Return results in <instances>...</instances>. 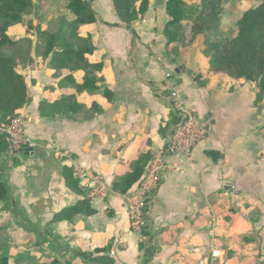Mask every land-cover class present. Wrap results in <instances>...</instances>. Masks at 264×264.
<instances>
[{"label": "crops", "instance_id": "0c3cea01", "mask_svg": "<svg viewBox=\"0 0 264 264\" xmlns=\"http://www.w3.org/2000/svg\"><path fill=\"white\" fill-rule=\"evenodd\" d=\"M167 1L149 0L130 22L133 36L111 0H92L95 20L81 28L94 48L85 56L100 69L48 70L52 54L33 51V66L18 70L28 88L24 136L35 145L11 151L6 143L0 154V180L19 210L0 201L9 263H264V95L257 99L251 81L212 73L204 54L177 50L183 37L165 32ZM173 91L211 131L189 157L166 158L170 168L139 233L124 201L136 182L125 193L113 184L141 154L150 159L166 145L178 121ZM78 168L98 175L109 191L90 195L78 184ZM67 169L76 189L66 184ZM82 199L95 212L71 215L67 208ZM209 207L218 257L211 255Z\"/></svg>", "mask_w": 264, "mask_h": 264}, {"label": "trees", "instance_id": "16d2710c", "mask_svg": "<svg viewBox=\"0 0 264 264\" xmlns=\"http://www.w3.org/2000/svg\"><path fill=\"white\" fill-rule=\"evenodd\" d=\"M71 14L74 22L78 25L90 23L95 20L94 12L88 0H68ZM118 17L131 30L133 36L136 33L130 26V22L137 17L142 16L147 10L149 0H111ZM222 0H202L201 9L192 19L190 29L193 35L201 34L204 30H210L220 22V6ZM34 4V0H0V121L8 122L13 114L20 109L27 101L28 88L25 79L15 69V59L11 53L4 52L3 48L14 45L15 41L7 34L8 26L18 23L22 20L24 12H27ZM186 5L183 0H168L167 10L171 19L165 26V32L168 37H178L171 30L182 21ZM72 22V21H71ZM71 24L65 23V27ZM237 34L234 37L218 39L204 48L203 54L208 58L209 70L212 73H224L232 78L244 79L254 82L257 91V99L264 95V0L254 7L246 9L236 20ZM116 25V24H114ZM168 28L170 30L168 31ZM67 31L61 29L55 35H49L45 39V48L43 56L52 53L62 59L59 68L67 67L73 56L81 58L77 63L76 69H83L87 74L92 68L100 69L101 64H91L85 57L86 54L93 52V46L90 42V36L80 37L77 33V39L83 41L78 47H74L66 42L61 44L62 49L54 50L56 43L64 39ZM40 37V42L43 41ZM40 43L36 44L35 51L38 53ZM53 59V58H52ZM51 59V60H52ZM71 75H67L64 80H70ZM92 80V79H91ZM90 82V79L87 80ZM87 82V86L90 85ZM83 87H79L82 90ZM70 96L63 100H69ZM7 147L5 137L0 133V154ZM149 157L141 154L131 165V169L121 175L114 181L113 188L125 193L142 175ZM1 166V165H0ZM66 184L76 189L72 182L70 170L65 171ZM0 201L3 206L13 211L15 215L19 214L18 209L10 207V188L5 181L0 180ZM149 203H147V206ZM72 215L75 213L93 214V210L86 199L78 201L76 204L67 208ZM151 254V253H149ZM150 256V255H149ZM55 260L50 264H55ZM0 264H7V257L0 256ZM264 264V263H263Z\"/></svg>", "mask_w": 264, "mask_h": 264}, {"label": "rangeland", "instance_id": "374dc122", "mask_svg": "<svg viewBox=\"0 0 264 264\" xmlns=\"http://www.w3.org/2000/svg\"><path fill=\"white\" fill-rule=\"evenodd\" d=\"M88 1L90 2L91 6L92 0ZM183 1L186 5V8L184 9L182 21L180 24L171 27V30L176 33L178 37H183V40L180 43L181 49H179L178 46L177 50H188L191 54L195 55L197 53L203 54L204 48L212 43H215V41L218 39L234 37L237 34L236 20L246 9L256 6L261 0H222L220 6V22L210 30L206 29L201 34L197 35L192 34L190 27L192 24V19L197 13H199L201 9L202 0ZM68 2V0H34V4L31 9L23 13L22 20L18 23L8 26L7 34L15 41V44L4 47L3 51L12 54L15 59V69L17 71L20 68L27 69V67H32L34 62L32 61L31 53L35 51L36 44L40 43L41 46L37 54L43 56L46 37H49V35H55L61 29H66L67 33L64 36V39L56 43L54 50L59 51L62 49L61 44L66 42L78 48L83 43V41L77 39V33L80 35V37H86L87 34L90 36L89 33H86V35L82 34L84 30L81 28V26L88 23L78 25L77 27L73 20L74 17L71 14ZM67 22L71 24H68L65 27V23ZM169 30L170 28H168V31ZM40 37L44 39L41 42ZM85 57L87 58V56ZM51 59L50 63L48 64V70L51 69V64L56 69H59V63H61L62 59L60 57H56L55 60L54 56H51ZM80 61L81 58L73 56V59L67 66V69H69V71H74L76 69L77 63ZM258 99H261V97H258ZM21 108L13 114V117L21 115ZM4 239L5 237L0 233V256H2V254L7 255L3 247ZM28 262L31 263V261ZM7 264L12 263H9V260H7ZM31 264H33V262Z\"/></svg>", "mask_w": 264, "mask_h": 264}, {"label": "built area", "instance_id": "2783aa9c", "mask_svg": "<svg viewBox=\"0 0 264 264\" xmlns=\"http://www.w3.org/2000/svg\"><path fill=\"white\" fill-rule=\"evenodd\" d=\"M173 108L176 111L178 121L174 125L166 145L153 154L146 164L144 171L132 188L124 195V201L129 216L131 230L141 232L147 225V203L150 202L159 181L166 170L170 168L166 158L171 155L181 154L189 157L193 147L211 131L209 120L199 121L192 111L185 106V101L176 92L171 93ZM0 133L11 151L21 150L26 146H34V142L24 136L23 119L21 116H14L8 122L0 121ZM78 184L82 188H89L90 195L104 196L109 188L102 179L91 172L83 169H76ZM210 234H211V255L218 257V238L215 235L217 219L214 210L209 207Z\"/></svg>", "mask_w": 264, "mask_h": 264}, {"label": "water", "instance_id": "95a60500", "mask_svg": "<svg viewBox=\"0 0 264 264\" xmlns=\"http://www.w3.org/2000/svg\"><path fill=\"white\" fill-rule=\"evenodd\" d=\"M185 73H186L188 76H191V75L193 74V72H192L191 70H189V69H186V70H185ZM24 150H25V151H32V147L26 146V147L24 148Z\"/></svg>", "mask_w": 264, "mask_h": 264}]
</instances>
